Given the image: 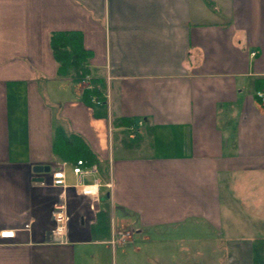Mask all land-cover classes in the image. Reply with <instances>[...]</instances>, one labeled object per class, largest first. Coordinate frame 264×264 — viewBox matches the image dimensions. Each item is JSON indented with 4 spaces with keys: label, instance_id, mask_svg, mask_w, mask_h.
<instances>
[{
    "label": "crops",
    "instance_id": "1",
    "mask_svg": "<svg viewBox=\"0 0 264 264\" xmlns=\"http://www.w3.org/2000/svg\"><path fill=\"white\" fill-rule=\"evenodd\" d=\"M58 31L89 52L78 79L57 74ZM260 89L264 0H0V264H254L238 211L264 212ZM78 159L112 182L96 215Z\"/></svg>",
    "mask_w": 264,
    "mask_h": 264
},
{
    "label": "built area",
    "instance_id": "2",
    "mask_svg": "<svg viewBox=\"0 0 264 264\" xmlns=\"http://www.w3.org/2000/svg\"><path fill=\"white\" fill-rule=\"evenodd\" d=\"M89 77L84 76L80 78L79 83L82 85L90 86L88 83ZM255 95L264 102V89L257 90ZM92 101L96 104L100 103V99L97 97H92ZM67 162L63 161L60 163L59 168L56 170L51 171V183L53 185H57L60 187L65 188L68 186L65 182V171L64 167L66 166ZM96 166L92 164H87V162L83 159L76 160L72 165V172L74 173L76 179L75 183L69 185L72 187L76 192L87 195L90 198V202L88 204V208L93 213H97L98 211V204H99V188L100 186H105L108 189H112V182H103L100 178L94 179L92 183L84 182V177L90 174H94L96 172ZM64 194H60V199L53 205L52 209V219L54 225L51 229V235L56 238L57 240L63 241L65 230H66V222L68 216L65 211V204H64ZM29 223H26L23 228L28 229ZM15 231L13 229H6L0 231V237H12L14 236ZM131 231H123L120 233H115V235L110 240L111 244H125L130 240Z\"/></svg>",
    "mask_w": 264,
    "mask_h": 264
},
{
    "label": "trees",
    "instance_id": "3",
    "mask_svg": "<svg viewBox=\"0 0 264 264\" xmlns=\"http://www.w3.org/2000/svg\"><path fill=\"white\" fill-rule=\"evenodd\" d=\"M50 45L57 63L56 71L59 76L72 74L75 79H78L87 73L88 70L84 64L89 57V52L83 48L79 32H52ZM260 86L262 84H257L256 89Z\"/></svg>",
    "mask_w": 264,
    "mask_h": 264
},
{
    "label": "rangeland",
    "instance_id": "4",
    "mask_svg": "<svg viewBox=\"0 0 264 264\" xmlns=\"http://www.w3.org/2000/svg\"><path fill=\"white\" fill-rule=\"evenodd\" d=\"M236 210V209H235ZM238 212H244L240 215V222L243 225L239 228L240 234L239 237L241 239L250 240L253 243L254 252H255V260L254 264H264V229L261 227H255L251 228L248 227L247 223H250L251 221H255L254 216L256 217L257 213L263 215V208L257 207L256 209H243V211ZM243 215H247L249 217V220L245 219Z\"/></svg>",
    "mask_w": 264,
    "mask_h": 264
},
{
    "label": "water",
    "instance_id": "5",
    "mask_svg": "<svg viewBox=\"0 0 264 264\" xmlns=\"http://www.w3.org/2000/svg\"><path fill=\"white\" fill-rule=\"evenodd\" d=\"M48 169V167H45V170H47Z\"/></svg>",
    "mask_w": 264,
    "mask_h": 264
}]
</instances>
